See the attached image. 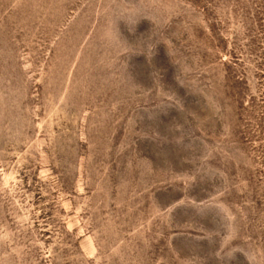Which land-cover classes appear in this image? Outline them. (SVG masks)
Masks as SVG:
<instances>
[{
    "label": "rangeland",
    "instance_id": "1",
    "mask_svg": "<svg viewBox=\"0 0 264 264\" xmlns=\"http://www.w3.org/2000/svg\"><path fill=\"white\" fill-rule=\"evenodd\" d=\"M0 264H264V0H0Z\"/></svg>",
    "mask_w": 264,
    "mask_h": 264
}]
</instances>
